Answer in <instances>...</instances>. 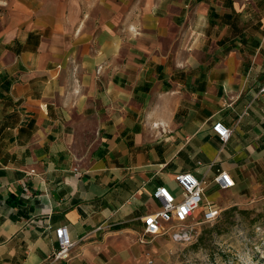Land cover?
Wrapping results in <instances>:
<instances>
[{"label": "crops", "instance_id": "obj_1", "mask_svg": "<svg viewBox=\"0 0 264 264\" xmlns=\"http://www.w3.org/2000/svg\"><path fill=\"white\" fill-rule=\"evenodd\" d=\"M3 7L0 264L129 263L179 172L207 179L203 203L220 170L264 185V0ZM60 225L75 244L52 260Z\"/></svg>", "mask_w": 264, "mask_h": 264}, {"label": "rangeland", "instance_id": "obj_2", "mask_svg": "<svg viewBox=\"0 0 264 264\" xmlns=\"http://www.w3.org/2000/svg\"><path fill=\"white\" fill-rule=\"evenodd\" d=\"M8 1L0 0V12ZM205 180L207 194L217 197ZM220 192L214 200L221 210L215 221L200 224L182 239L169 233L144 237L138 257L126 264H264V185Z\"/></svg>", "mask_w": 264, "mask_h": 264}, {"label": "built area", "instance_id": "obj_3", "mask_svg": "<svg viewBox=\"0 0 264 264\" xmlns=\"http://www.w3.org/2000/svg\"><path fill=\"white\" fill-rule=\"evenodd\" d=\"M261 92L264 94V85L261 87ZM212 130L223 143L231 135V129L219 121L212 125ZM174 181L180 189L179 194H175L164 185L157 186L153 190L152 196L160 202V206L141 217L142 232L145 236L153 237L169 233L175 239H182L183 235L188 236V233L200 224L215 221L220 215L221 210L217 205L210 202L203 203L207 185L204 177H196L191 172H179L174 175ZM213 181L224 189L234 186L232 177L225 170L218 171ZM199 208H201L200 217H197L196 210ZM54 232L57 247L50 258L66 259L75 243L70 238L65 225L58 226Z\"/></svg>", "mask_w": 264, "mask_h": 264}]
</instances>
